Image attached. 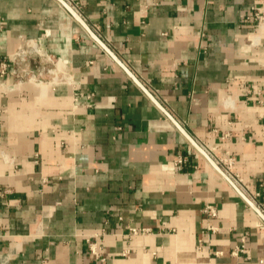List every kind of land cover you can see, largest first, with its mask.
Wrapping results in <instances>:
<instances>
[{
  "label": "crops",
  "instance_id": "1",
  "mask_svg": "<svg viewBox=\"0 0 264 264\" xmlns=\"http://www.w3.org/2000/svg\"><path fill=\"white\" fill-rule=\"evenodd\" d=\"M74 1L137 81L58 0H0V264H261L264 0Z\"/></svg>",
  "mask_w": 264,
  "mask_h": 264
},
{
  "label": "built area",
  "instance_id": "2",
  "mask_svg": "<svg viewBox=\"0 0 264 264\" xmlns=\"http://www.w3.org/2000/svg\"><path fill=\"white\" fill-rule=\"evenodd\" d=\"M63 1H65L72 8V10L80 16V10H79L78 5L76 4V1H74V0H63ZM35 50H37V48H35ZM56 62L58 63L59 61H56ZM6 67H7V64L5 62H0V74L1 75L5 72ZM200 147H201V149L203 151H205V152L208 151L204 146L200 145ZM181 161H182V158L178 157L177 162H181ZM232 162L233 161H232L231 157L230 158L226 157V158L221 159V163L224 166L223 167V172L236 185V187H238L241 191H243V192H245L247 194V191H246V189H245V187H244V185L242 183V179L240 177H238V175L234 174V172L232 171ZM215 163L218 165V163H220V162L216 161ZM261 190L264 191V185H263V187H261ZM258 194H259V191L256 192L255 196H253V195H251L249 193L247 195L250 197L251 201L254 203V205L256 207L262 209L263 208L262 207V203L259 202L256 199V196ZM204 208H205L206 213L210 217H215L216 216V209H215V207L213 205L208 204ZM132 231L136 232V229L133 228ZM240 250L241 251H245V249H243V245H242ZM260 263L264 264V243L262 245Z\"/></svg>",
  "mask_w": 264,
  "mask_h": 264
},
{
  "label": "water",
  "instance_id": "3",
  "mask_svg": "<svg viewBox=\"0 0 264 264\" xmlns=\"http://www.w3.org/2000/svg\"><path fill=\"white\" fill-rule=\"evenodd\" d=\"M60 3H62L66 9H68V11H70L74 16L75 18L79 21V23L87 30V32L91 35V37L93 39H95L97 41V43L103 48L105 49L109 55L133 78L135 79V77L131 74V72L129 71V69L121 62V60L104 44V42L99 38V36L92 31V29L87 25V23L77 14L75 13L72 8L63 0H58ZM136 80V79H135ZM137 81V80H136ZM143 87V86H142ZM144 91L150 95V93L147 91V89L145 87H143ZM154 102L156 105H158V107H160L161 109L164 110V108L157 102V100L154 99ZM179 128L181 130H183L180 126ZM183 133L185 135V137L189 140L190 143H192L197 149H199L203 154L206 155L205 152H203V150L201 149V147H199L197 145V143L193 140V138L187 134L184 130H183ZM207 156V155H206ZM209 158V156H207ZM210 161H212L210 159ZM213 164H215L213 161H212ZM215 167L222 173V175L230 182V184L237 190V191H240L238 187H236V185L226 176V174L221 171L219 169V167L215 164Z\"/></svg>",
  "mask_w": 264,
  "mask_h": 264
}]
</instances>
